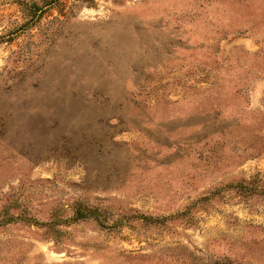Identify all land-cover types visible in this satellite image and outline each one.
Masks as SVG:
<instances>
[{"label":"rangeland","instance_id":"obj_1","mask_svg":"<svg viewBox=\"0 0 264 264\" xmlns=\"http://www.w3.org/2000/svg\"><path fill=\"white\" fill-rule=\"evenodd\" d=\"M21 1L0 264H264V0Z\"/></svg>","mask_w":264,"mask_h":264},{"label":"trees","instance_id":"obj_2","mask_svg":"<svg viewBox=\"0 0 264 264\" xmlns=\"http://www.w3.org/2000/svg\"><path fill=\"white\" fill-rule=\"evenodd\" d=\"M58 2H60V0H44L43 4H38V2L36 1H31V2H27L22 0L21 6L26 9L27 12V17H30V20H33L35 18L40 17V15L43 12V9L45 7L51 6V5H55ZM29 20V21H30ZM2 42L1 38H0V43ZM80 215L79 217H83L84 215H82V212H78L77 216Z\"/></svg>","mask_w":264,"mask_h":264}]
</instances>
